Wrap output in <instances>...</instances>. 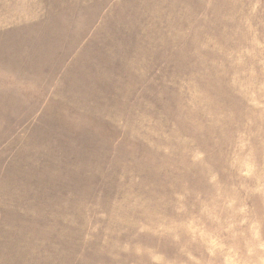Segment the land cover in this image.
<instances>
[{"label": "rangeland", "instance_id": "374dc122", "mask_svg": "<svg viewBox=\"0 0 264 264\" xmlns=\"http://www.w3.org/2000/svg\"><path fill=\"white\" fill-rule=\"evenodd\" d=\"M0 264H264V0H0Z\"/></svg>", "mask_w": 264, "mask_h": 264}, {"label": "crops", "instance_id": "0c3cea01", "mask_svg": "<svg viewBox=\"0 0 264 264\" xmlns=\"http://www.w3.org/2000/svg\"><path fill=\"white\" fill-rule=\"evenodd\" d=\"M42 61H45V60L42 59Z\"/></svg>", "mask_w": 264, "mask_h": 264}]
</instances>
